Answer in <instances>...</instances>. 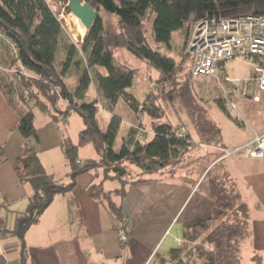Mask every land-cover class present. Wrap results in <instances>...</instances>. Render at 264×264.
<instances>
[{"label":"trees","instance_id":"trees-1","mask_svg":"<svg viewBox=\"0 0 264 264\" xmlns=\"http://www.w3.org/2000/svg\"><path fill=\"white\" fill-rule=\"evenodd\" d=\"M82 1L94 9L97 16L84 42L76 46L63 40L62 24L46 0H0V32L16 43L20 67L28 75L19 73L17 62L6 56L9 60L7 68L14 65L18 70L12 75V94L19 95V99H15L18 102H27L29 97L35 99L41 103L45 113L50 111V104L55 111L62 113L56 108V103L63 101L68 111L79 115L84 124L78 145L64 150L71 169V181L68 185H59L46 174L30 145V142H38L33 116L22 113L0 84L9 106L18 114L17 131L24 140L20 158L10 163L19 183L29 184L32 188L26 210L18 214L14 228L8 232L19 241L22 264L27 261L26 232L38 222L56 196L73 190L78 176L102 168L105 178L121 180L130 176L131 167L146 176L176 169L187 163L188 155L195 148L193 140L188 133L184 138L176 137L178 127L166 123L164 111L155 99L158 95H168L171 103L178 100L201 142L219 151L224 150L221 130L210 120L206 107L196 99L195 79L191 76V59L185 54V44L192 27L204 19L264 16V0ZM65 13L68 14L66 7ZM149 14L152 18V43L155 46L169 49L174 33L183 36L179 56L180 62L188 64L186 74L183 73L184 67L148 42L143 20ZM104 17L106 20L114 19L116 24L110 25ZM59 48L65 58L59 63L60 67H56ZM116 49H124L156 72L155 92L147 94L142 101L128 92L133 71L114 59L113 51ZM75 58L77 60L74 62ZM71 65L81 69L76 86L72 89L64 82L65 72ZM90 87L94 88L97 96L88 102L86 98ZM40 94L44 97L43 101L36 97ZM120 101L135 116L141 111L147 117L149 124L146 129L152 137L148 142H140L136 139V130L131 127L120 149L115 151L121 119L112 114L106 132L102 133L97 114L99 110L112 113ZM86 145H93L100 153V159L79 164L77 151ZM223 159L221 151L217 162ZM5 162L0 148V165ZM203 180L201 188L209 203L210 214L185 226L182 247L171 250L166 258L160 260L162 264H241L242 246L249 233L248 208L225 175L210 169ZM101 193L97 187H90L87 191L92 198ZM108 206L111 211L119 212L111 202ZM116 215L119 225H122L124 218ZM256 260V257L252 258L253 262Z\"/></svg>","mask_w":264,"mask_h":264},{"label":"crops","instance_id":"crops-1","mask_svg":"<svg viewBox=\"0 0 264 264\" xmlns=\"http://www.w3.org/2000/svg\"><path fill=\"white\" fill-rule=\"evenodd\" d=\"M1 62L9 63L0 47ZM224 64L218 66L219 76H226ZM90 88L93 89V100L97 95L94 88ZM260 98L261 94L255 102H260ZM86 99L91 101L88 96ZM215 103L226 108L222 101ZM61 104L65 109L64 112L60 110L64 116L48 111L38 123L34 120L38 142H30V145L38 157L42 156L40 163L45 172L55 183L65 186L71 181V169L63 150L67 134L60 124L68 126L70 111L65 102L61 101ZM117 105L112 113L102 111L112 115ZM18 120L17 112L9 106L0 90V148L6 159L0 165V226H4L5 212L18 215L22 213L19 211L22 206H26V210L32 195L31 186L19 183L10 163L20 158L24 144L17 131ZM81 122L83 124L82 119ZM135 123V114L131 112L123 133L119 131L118 134L119 149ZM81 131H78V139ZM221 133V146L232 150L251 142L255 134H264V128L253 130L240 139L227 140L222 130ZM147 135L152 137L150 132ZM193 143L195 148L188 155L187 163L176 169L142 176L137 168L131 167L130 176L121 180L105 178L102 168L78 176L73 190L56 196L38 222L26 232V264H160L171 250L182 247L183 232L188 223L209 216V203L201 187L203 177L210 169L226 176L248 208L249 233L242 246V255L247 250L252 254L250 261L253 264H264V159L229 157L217 162L221 151L202 143L199 136ZM86 147L91 150H84L79 156V150ZM77 159L81 164L98 161L100 153L93 145H86L78 149ZM193 169L196 172H192ZM107 180L117 181L118 187ZM90 187L100 188L101 195L89 197L87 191ZM109 202L114 204L118 213L109 209ZM116 214L129 220L128 243L123 254L116 231L119 225ZM15 220L16 217L11 229H0V264H22L19 241L8 233L14 228ZM253 257L257 258L255 262Z\"/></svg>","mask_w":264,"mask_h":264},{"label":"rangeland","instance_id":"rangeland-1","mask_svg":"<svg viewBox=\"0 0 264 264\" xmlns=\"http://www.w3.org/2000/svg\"><path fill=\"white\" fill-rule=\"evenodd\" d=\"M52 9V11L57 15L58 20L62 24L63 29V40L69 41L70 43H73L76 46L81 45L80 38L83 36V28L81 22L77 19H73L70 14L65 13V7L66 3H59L53 0H46ZM105 21L109 23L110 25H114L115 20L112 18H108ZM151 15H147L143 20L144 25V33L145 37L147 38L150 45L154 48H159L160 51L169 56L172 57L177 64H179L181 67H184L185 70L183 71L184 74L187 73L186 68L188 67V64L184 61L180 62V56L182 44L184 42V38L182 35L178 33L173 34L171 47L169 49H165L160 46H155L152 43V27H151ZM187 42V41H186ZM186 45V44H185ZM113 57L115 60H117L119 63L124 65L125 67L131 69L133 71V80L131 87L128 89V92L135 95L139 99H143L147 94L151 92H155V80L157 78L156 72L148 67V65L141 59H138L125 51L124 49H116L113 51ZM65 55L62 52L61 48L58 49L57 55H56V67H60V62L64 61ZM77 60V58L74 59V62ZM9 61V60H8ZM4 62L0 63V84L1 87L4 89V91L9 93V98L13 100V104L18 108L22 113H30L33 116V123L34 120L36 123L40 121V117L45 114L43 111L41 103H37L35 99H30L27 102H18L17 99H19V95H13V83L14 78L13 74L16 73L18 70L16 66H12L10 69L5 68L8 67V62L5 64H2ZM7 64V66H6ZM253 64L254 62L251 61L249 58H236L233 59L227 63L224 64V71L226 73V76L230 79L233 85H236L237 82H241L245 79H249L253 75ZM81 73V69H77L74 65H71L69 70L65 72V79L64 82L67 87L74 88L77 83V76ZM195 93H196V99L201 102L202 105H204L208 111L210 119L219 127L222 132L225 134L227 140L228 139H235V137L240 139L242 136H246V134L250 135L253 130L261 131L262 128H264V93L261 94L260 102H255L253 99V96L255 95L254 86L251 84L248 86L247 89V96L243 97L240 93H234L229 96L227 93L226 95H223L221 92L218 91V85L215 81V79H207V78H198L193 82ZM241 87V85H240ZM35 93V91H34ZM93 89L90 88L87 92V96L89 100H92L93 97ZM171 96V95H170ZM17 97V99H15ZM36 97H39L40 101H43V96L40 94V96L36 95ZM214 98V99H213ZM232 101L236 107L235 110H231L229 107H226L222 109L217 103L215 102H221L218 99H225ZM157 100L158 105L160 108L164 111L166 123L170 124L173 127H185L187 133L191 136V138L194 141L198 140V136L196 131L194 130L191 122L189 121L188 117L186 116L185 112L182 109V106L178 100H175L174 102H170L168 100V95H158L155 97ZM213 100V101H212ZM50 104V103H49ZM56 108L58 110H63L64 107L61 104V101H57ZM51 113L53 115H60L64 116V113H59L58 111H55L53 109V106L50 104L49 108ZM115 116H118L122 119L121 123V130L120 133H123L124 128L126 126V119L127 117H131V112L125 107L123 102H119L117 107L115 108L114 114ZM111 114L99 110L97 114V120L99 122V128L102 133L106 132L107 127L110 122ZM136 119V118H135ZM239 123H244L243 125ZM60 124V123H59ZM149 121L147 117L144 116V126L145 129L148 126ZM64 126V129L66 131V141L64 144L63 150L65 148L75 147L77 146L78 141V131L83 130L84 126L81 122V119L79 115L76 113L70 111L68 116V126ZM75 126L78 127V130L75 131ZM35 128V127H34ZM147 130V129H146ZM148 132V130H147ZM150 135H145L144 140L145 142H148L150 140ZM120 146L119 136L117 138L116 144H115V150L118 151ZM32 147V146H31ZM87 149H80L79 150V156H82V152L84 150H91L89 147H86ZM88 152V151H87ZM91 152V151H90ZM38 157V156H37ZM93 157H96V155H93ZM39 161H43L42 156H39ZM197 167V166H196ZM191 172V171H190ZM192 172H196L195 169L192 170ZM47 174V173H46ZM101 175L100 173H98ZM99 181V179L97 180ZM112 182L118 187L117 181H108ZM18 208L21 206H17ZM26 206H22L20 212L25 211ZM0 208V212H1ZM3 212V211H2ZM3 214V213H2ZM6 215V218L4 219V226H0L2 228H5L7 230L11 229L13 227V221L15 217L18 215L12 214V213H4ZM16 240V239H15ZM4 244V243H3ZM0 246H1V234H0ZM252 254L247 252V250L243 251L242 261L241 264H253L250 261V257ZM160 264H162L160 262ZM170 264V263H165Z\"/></svg>","mask_w":264,"mask_h":264},{"label":"built area","instance_id":"built-area-1","mask_svg":"<svg viewBox=\"0 0 264 264\" xmlns=\"http://www.w3.org/2000/svg\"><path fill=\"white\" fill-rule=\"evenodd\" d=\"M0 47L4 54L17 62L19 73L27 76L18 61V47L15 42L0 32ZM185 54L191 59V76L215 79L218 91L231 97L234 93L247 96L249 85L254 86V101L260 93H264V16L243 15L234 19L212 17L196 23L189 34L185 45ZM255 59L253 75L249 79L233 85L227 76L218 75V66L236 58ZM241 85V87H240ZM229 87L228 89L226 87ZM214 99V98H213ZM225 107L235 110L234 103L227 98L218 99ZM213 101V100H212ZM136 123L131 127L136 130V139L140 142L148 134L144 126V114H136ZM187 134L185 127L180 126L176 131L177 138H184ZM224 158L239 157L249 159H264V134H255L248 144L232 150H221ZM80 164V162H78ZM128 223L124 218L122 225L116 227L120 250L123 254L128 243ZM179 243V241H177Z\"/></svg>","mask_w":264,"mask_h":264},{"label":"water","instance_id":"water-1","mask_svg":"<svg viewBox=\"0 0 264 264\" xmlns=\"http://www.w3.org/2000/svg\"><path fill=\"white\" fill-rule=\"evenodd\" d=\"M59 3H66V8L68 14H72L77 19L80 20L82 28L84 29V34L80 38V43L82 44L85 40V37L93 25L97 12L92 9L88 4L84 3L82 0H54Z\"/></svg>","mask_w":264,"mask_h":264},{"label":"bare ground","instance_id":"bare-ground-1","mask_svg":"<svg viewBox=\"0 0 264 264\" xmlns=\"http://www.w3.org/2000/svg\"><path fill=\"white\" fill-rule=\"evenodd\" d=\"M70 16L73 18V19H75V20H77V18L75 17V16H73L72 14H70ZM79 20V19H78ZM80 21V20H79Z\"/></svg>","mask_w":264,"mask_h":264}]
</instances>
